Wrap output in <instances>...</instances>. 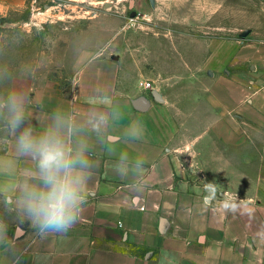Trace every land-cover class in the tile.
<instances>
[{"label": "crops", "instance_id": "obj_1", "mask_svg": "<svg viewBox=\"0 0 264 264\" xmlns=\"http://www.w3.org/2000/svg\"><path fill=\"white\" fill-rule=\"evenodd\" d=\"M31 2L0 0V8ZM201 43L188 52L185 81L159 71L141 74L154 82L152 90L140 80L131 84L121 56L94 50L79 53L66 89L48 77L7 80L4 95L26 93L37 128L58 105L82 118L101 107L93 97L108 95L126 116L140 117L149 134L146 142L119 144L113 154L93 138L95 196L81 222L66 240L32 243L25 264H264V45L235 38ZM226 148L235 155L226 156ZM120 149L147 158L143 175L114 172ZM14 160V137L0 125V161ZM30 166L20 160L16 178ZM0 183L12 185L13 178L0 176ZM0 217L10 228L17 223L6 200ZM25 232L21 248L34 240L30 228ZM0 264H7L3 256Z\"/></svg>", "mask_w": 264, "mask_h": 264}, {"label": "rangeland", "instance_id": "obj_2", "mask_svg": "<svg viewBox=\"0 0 264 264\" xmlns=\"http://www.w3.org/2000/svg\"><path fill=\"white\" fill-rule=\"evenodd\" d=\"M213 38L264 45V0H33L0 8V65L11 75L48 77L63 89L72 85L71 67L83 50L121 56L131 84L140 80L142 88L151 80L141 74L156 71L185 81L188 52ZM226 149V156L235 155Z\"/></svg>", "mask_w": 264, "mask_h": 264}, {"label": "clouds", "instance_id": "obj_3", "mask_svg": "<svg viewBox=\"0 0 264 264\" xmlns=\"http://www.w3.org/2000/svg\"><path fill=\"white\" fill-rule=\"evenodd\" d=\"M10 77L7 67L0 65V83ZM90 102L101 107L77 118L74 109L58 105L37 128L29 119L26 93L10 90L0 95V125L14 137L15 154L14 161H0V176L13 178L12 185L0 183V203L6 200L17 220L10 228L0 217V256L7 264H25L32 243L66 240L81 222L85 206L95 196L93 138L110 154L121 143L148 140L144 121L126 116L110 96H95ZM20 160L30 161L31 166L17 179ZM147 162L143 155L120 149L113 170L121 177L141 176ZM26 227L33 231L34 240L21 248L18 243L27 235Z\"/></svg>", "mask_w": 264, "mask_h": 264}, {"label": "built area", "instance_id": "obj_4", "mask_svg": "<svg viewBox=\"0 0 264 264\" xmlns=\"http://www.w3.org/2000/svg\"><path fill=\"white\" fill-rule=\"evenodd\" d=\"M143 89L144 90H152L153 87H152V82L151 81H147L144 86H143Z\"/></svg>", "mask_w": 264, "mask_h": 264}, {"label": "bare ground", "instance_id": "obj_5", "mask_svg": "<svg viewBox=\"0 0 264 264\" xmlns=\"http://www.w3.org/2000/svg\"><path fill=\"white\" fill-rule=\"evenodd\" d=\"M41 15H43V14H41Z\"/></svg>", "mask_w": 264, "mask_h": 264}]
</instances>
